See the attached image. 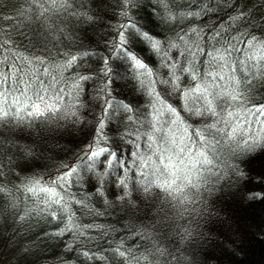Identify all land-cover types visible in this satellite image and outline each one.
Returning <instances> with one entry per match:
<instances>
[{
	"label": "snow or ice",
	"instance_id": "obj_1",
	"mask_svg": "<svg viewBox=\"0 0 264 264\" xmlns=\"http://www.w3.org/2000/svg\"><path fill=\"white\" fill-rule=\"evenodd\" d=\"M74 3L84 6L78 0H22L19 16L33 31L51 34L55 30L63 31L60 23L68 17L92 19L87 13L72 10ZM121 4L120 15L127 22L116 27L115 35L105 46L109 51L107 56L87 50L63 52L64 59L55 62L41 55L29 56L13 47V41L5 38L6 30L0 29V129L31 127L35 120L54 126L65 122L87 123L80 116V110L86 107L81 94L84 84L90 81L96 84L91 99L100 109L89 142L73 160L61 162L54 175L24 177L12 188L8 186L11 181L3 182L13 160L7 154L11 149L4 150L9 138L0 132V194L12 208L20 204L19 198L13 199V189L24 201H33V207L21 209L18 216L21 221L33 215L59 221L63 226L55 235L69 233L92 239L88 233L106 234L105 225L81 223L72 206L77 205L95 217H103L105 212L92 207L87 196L77 199L71 189L74 185L82 187L83 176L90 174L95 178L92 194L102 198L105 210L119 209L134 215L138 205L129 188L131 172L137 177L132 181L137 199L142 203L160 199L176 215L165 216L159 222L143 218L139 227L131 229L134 238L145 242L143 250L133 251L121 241L119 245H109L113 256L120 258V264H193L179 246L199 239L192 225L199 226L197 217H203L207 208L200 197L212 193L215 184L210 178L215 177L216 182L223 179L217 163L220 154L227 149L233 157H242L264 148V101L251 103L249 99L255 87L264 85V39L255 35L242 39L244 33L222 35L226 32L223 26L220 30L211 28L207 33L196 24L175 27L199 18L202 12L212 11L207 3L198 6L199 10L190 7L181 10L175 0L171 3L157 0L159 12L154 8L150 16L156 17L160 25L173 26L168 28L171 35L133 20L130 12L136 7V0H121ZM88 57H98L99 66L94 72L64 75L68 70L79 69ZM112 60L120 61L119 67L124 71L114 69ZM150 60H154L155 67ZM115 80L132 83V90L147 100L143 110L113 95ZM182 113L209 122L196 127ZM115 120H123L125 125L121 139L133 138L128 141H134L135 148L130 161L117 154L105 134L108 123ZM253 125L259 126V130L255 131ZM24 151L27 153V149ZM229 167L234 175H244L238 165ZM109 176L114 177V187L122 193L112 202L104 193ZM248 198L261 199L264 194L249 193ZM177 216L188 227H175L173 231ZM169 219L171 223L166 227ZM161 230L163 235H157ZM169 233L174 248L164 242ZM67 247L72 249L71 244ZM82 255L92 259L95 253L84 251Z\"/></svg>",
	"mask_w": 264,
	"mask_h": 264
},
{
	"label": "trees",
	"instance_id": "obj_2",
	"mask_svg": "<svg viewBox=\"0 0 264 264\" xmlns=\"http://www.w3.org/2000/svg\"><path fill=\"white\" fill-rule=\"evenodd\" d=\"M78 3L84 6L80 7L74 3L72 10L87 13L92 19L86 20L83 16L76 19L68 17L60 23L63 31L55 30L49 34L33 31L32 27L19 16L22 0H0V29L6 30L5 38L11 39L13 47L19 51L29 56L41 55L53 62L62 61L63 52L87 50L109 55L105 46L115 35L116 27L127 22L126 18L120 15L123 11L121 0H78ZM203 3H207L212 11L202 12L199 18L186 20L182 25L175 27L196 24L207 33L211 28L220 30L223 26L226 32H222V35L238 36L244 33L245 37L242 39L252 35L264 39V0H192L190 5L188 0H175V4L181 10L189 7L199 10L198 6H202ZM154 8L159 12L157 0H136V7L131 9L130 15L133 20L150 24L156 32L171 35L168 28L173 26L160 25L156 17L150 16ZM241 13H244L242 18L232 19L240 17ZM4 16H14L16 19L5 20L2 18ZM240 47L243 48V44ZM172 55L175 57L176 53L173 51ZM235 55L237 54L234 53ZM148 62L156 66L154 60ZM111 63L114 69L124 71V68L119 67L120 61L112 60ZM98 66V57H88L79 69L68 70L64 75L71 76L75 71L91 73ZM163 71L161 70L162 74ZM185 83L188 81L185 80ZM95 87L94 82H86L81 94V100L86 107L80 110V116L87 123L74 125L65 122L61 126H54L35 120L31 127L0 129L3 136L9 138L4 150L11 149L7 154L13 160L10 171L6 169L4 183L11 181L8 186L12 188L13 185L20 184L24 177L45 176L57 172L61 162H70L75 158L89 142L94 131L96 115L100 111L95 107L96 102L91 99V96L95 95ZM132 89V83L127 80H115L113 83V95L132 103L134 107L140 106L143 110L147 103L146 98ZM249 99L251 103L264 101V85L255 87L249 93ZM172 102H175V98ZM182 115L189 124L196 127H202L209 122L186 113ZM253 129L258 131L259 126L253 125ZM124 130L123 120H115L108 123L105 134L117 154H122L125 161H130L132 159L130 153L135 151L134 141L128 142L133 139L131 136H124L121 139ZM140 143L143 149V140ZM217 163L220 165L218 170L222 172L223 179L216 182L215 177L210 178L215 184L212 193H203L200 197L206 202L207 208L203 217H197L199 226L192 225L194 235L199 234V239L179 247L190 257L193 264H264V198H248L249 193L264 194V148L255 149L242 157H233L224 149ZM229 165H238L244 175L242 177L234 175ZM16 174L20 179H17ZM129 176L132 198L138 205L133 210L134 215L132 212L125 214L119 209L105 210L102 198L92 194L95 178L90 174L83 176L82 187L74 185L71 189L77 199L87 196V202L92 207L105 212L103 217H95L77 205L72 206L81 223L105 225L106 234L96 231L88 233L92 239L74 237L69 233L63 236L55 235L59 227L63 226L59 221L35 215L21 221L18 219L21 209L33 207V201L31 199L24 201L21 194L13 189V199L19 198L20 204L17 208H12L7 198L0 194V264H120V258L113 256L109 245H119L121 241L125 247L133 251H142L145 242L134 238L131 229L134 226L139 227L145 217L148 218V222L153 220L159 222L165 216L171 218L176 214L160 199L145 203L137 199L132 183L137 177L131 172ZM104 193L110 202L115 201L117 194H122L119 188L114 187L113 176H109L105 182ZM170 223L171 219L165 222V226ZM181 226L188 227V224L177 216L173 231L175 227ZM157 235L162 236L163 230ZM172 240L173 236L169 233L164 242L174 248L176 245L171 243ZM69 244L72 245L71 250L67 247ZM84 251L95 255L89 259L82 255Z\"/></svg>",
	"mask_w": 264,
	"mask_h": 264
},
{
	"label": "water",
	"instance_id": "obj_3",
	"mask_svg": "<svg viewBox=\"0 0 264 264\" xmlns=\"http://www.w3.org/2000/svg\"><path fill=\"white\" fill-rule=\"evenodd\" d=\"M80 152V151H79ZM78 152V153H79ZM56 172H52V173H50V174H47V175H45L44 177H48V176H51V175H54Z\"/></svg>",
	"mask_w": 264,
	"mask_h": 264
},
{
	"label": "rangeland",
	"instance_id": "obj_4",
	"mask_svg": "<svg viewBox=\"0 0 264 264\" xmlns=\"http://www.w3.org/2000/svg\"><path fill=\"white\" fill-rule=\"evenodd\" d=\"M42 177H44V176H42Z\"/></svg>",
	"mask_w": 264,
	"mask_h": 264
}]
</instances>
